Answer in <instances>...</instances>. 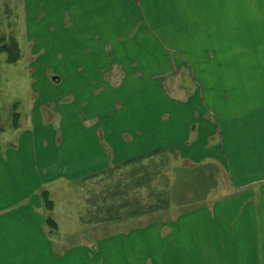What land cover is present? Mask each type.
<instances>
[{
  "label": "rangeland",
  "instance_id": "374dc122",
  "mask_svg": "<svg viewBox=\"0 0 264 264\" xmlns=\"http://www.w3.org/2000/svg\"><path fill=\"white\" fill-rule=\"evenodd\" d=\"M235 1H100L96 4L99 12L98 20L104 22L107 17L116 24L113 36L111 39L109 37L110 45L108 48H103L107 53L102 54H109L97 59L91 57L93 63H88V58L81 55V50L76 52L72 59L74 65L82 68L94 66L96 72L88 71L78 74L76 78L71 75L69 79L58 83L56 78L59 71L64 69L68 60L59 55L68 44L66 37L68 29L66 31L65 26L70 27L72 22L75 24L74 29L77 30L79 26L76 23L80 20L81 28L88 30L87 34L81 35V39H86L91 36L92 31L94 33V30L101 33L100 25L92 27L90 24L86 25L90 19H87L88 15L85 14L84 17L76 18L74 11L66 4L72 0H0V131L14 130L18 138L21 130L26 127L31 128L32 115H34V123L39 120V115H36V110L39 108L45 111L42 112L43 122L49 123L50 128L61 134L70 130L81 131L82 134L93 130L96 128L95 122L82 121L80 116L83 111L80 105L72 102L71 99L74 96L78 98V95L89 98L91 91L93 92L90 89L92 86L89 85L87 89L81 90L77 85L80 86L85 80L91 83L96 78L98 82L100 81L99 86L102 85L103 92H100L97 100L92 99L90 107L97 105L100 113L108 111L110 113L107 116L108 122L106 121L108 125L122 128V119L128 110L135 111L139 107L140 115L142 116L143 112L145 114V123L152 124L150 129L153 127V118L155 122H159L161 128L155 127L150 134L163 133L165 129L161 123H166L168 119L164 112L168 108L178 106L176 114L171 111L172 116L176 115L178 119L177 124L164 125L172 126L174 133L184 137L187 135L185 127L196 125V121L201 120L196 119L203 117L209 120V130L211 132L213 130L210 142H214L217 139L215 113L223 115V110L213 112V109L216 110L214 103L209 102L211 105L207 104L211 109L209 113L203 110L201 105L199 110L193 113V104L187 106L185 112V107L181 106L186 105L169 103H175L173 99L186 101V95H192L195 90L200 96L193 74L200 66L198 64L202 54L205 56L201 58L205 67V86H212L214 93L221 91L218 88L224 82L233 84L237 81L243 82L242 89L250 88V74L242 73L240 70L250 66V56L243 42L244 36L235 34ZM199 3L205 6L202 7L198 5ZM62 4L70 9L69 12L63 11ZM50 5L57 8L56 11L60 14L62 11V17L54 13L51 15ZM148 7L150 10L147 9ZM169 31L172 32L171 38ZM186 39L188 50L182 51L188 56L180 54V57H177L174 48L180 44L185 46ZM112 47L113 51H111ZM193 55L197 57L191 58ZM186 64L191 68L189 69ZM114 66L122 68L127 80L122 84L125 85L124 87L117 89L114 83V89L107 90L105 87L109 85L105 84V77L110 75L116 77L118 74L105 73L104 69ZM101 67L103 68L100 71ZM134 72L142 74L143 79L138 78L139 82L130 80ZM168 76H172V79H168ZM195 76L200 80L198 74ZM166 77L175 87L164 81ZM113 80L109 81L112 83ZM162 80L160 89L157 83ZM139 84L147 88L144 86V89H139ZM123 91L132 93L133 96L128 100L125 99L120 106L119 95ZM136 93L139 97L142 96V100L134 103ZM63 95L72 102L68 104L70 113H67L74 118L67 120L64 126L59 121V114L47 117V109L53 110L57 106L56 111H58L60 106L64 108L68 106H63L61 103L64 101ZM198 102L200 103V100ZM119 107L122 108L120 111ZM263 111V107L257 106L253 101H242L236 113L243 119L240 129L237 130L238 134L241 133L243 136V140L247 137L248 142H252L249 131L244 129L246 123L244 119H250V115H254L251 112ZM133 116L138 117L136 112L131 113L129 117ZM136 123L142 125L140 116ZM259 126L261 130L256 132L258 144L252 143L250 147L244 145L243 158H257V146H263L264 150V128L260 124ZM100 139L103 141L102 136ZM166 139L162 135V140ZM188 142H190L188 137H184L180 140V145H188ZM226 176L225 171L214 163L192 166L188 162L172 158L169 154L161 153L120 164L94 178L87 177L71 183L67 182L65 187H57L59 192L54 196L57 201L54 217L59 224L57 235L60 239L52 242L54 251H59L61 255L72 256L73 248L79 251V246L96 240L105 241L107 236L117 235L122 230H126L125 228L153 224L160 219L167 220V215L185 208L205 207L207 193L209 198H212L218 191L216 185L221 182L224 185ZM227 192H232L231 188L227 187L223 190V193ZM41 194L43 206L48 212L49 204H45L44 199H50V194L47 192ZM69 201L70 204H67ZM49 203H52L53 207V202ZM58 204L61 206L59 207ZM142 209L145 210L140 212ZM169 211L171 212L168 213ZM49 230L52 231L51 233L54 232L51 227ZM99 250L96 256L100 260V256L105 258L106 249ZM120 252L122 253L121 249Z\"/></svg>",
  "mask_w": 264,
  "mask_h": 264
},
{
  "label": "crops",
  "instance_id": "0c3cea01",
  "mask_svg": "<svg viewBox=\"0 0 264 264\" xmlns=\"http://www.w3.org/2000/svg\"><path fill=\"white\" fill-rule=\"evenodd\" d=\"M100 1L106 0L66 2L76 18L88 15L87 19L90 21L86 22V25H100L101 33L94 30L89 38L81 39V35L87 34L88 30L81 28L80 20L76 23L79 26L77 30L72 22L70 27L64 25L66 31L68 29V44L59 55L68 60L64 69L59 71L56 78L58 83L69 79L71 75L76 78L78 74L94 70L96 72L94 66L82 68L74 65L72 59L76 52L81 50V55L88 58V63L92 62L91 57L97 59L109 54H102L107 53L103 48L110 45L109 37L111 39L113 36L116 24L107 17L104 22L98 20L96 4ZM234 3L235 34L244 36L243 42L250 56V66L240 70L250 74V88L242 89L243 82H224L218 88L221 91L214 93L212 86H205V67L204 62H201V58L205 56L202 54L199 56L200 66L195 73L199 75L200 80L190 71L196 78L195 84L199 88L200 96L195 90L192 95H186V101L171 98L175 103H169L186 105L181 106L185 107V112L187 106L193 104V113L199 110L200 105L209 113V102L214 103L216 110L213 109V112L223 110V115L215 113L217 139L214 142H210L213 130H209V120L199 117L196 120H201L196 121V125L185 127L187 135L184 137L190 140L188 145H180V140L184 137L174 133L172 126L166 127L168 124H177L178 119L176 115L172 116L171 111L176 114L178 106L168 108L164 112L168 119L164 123L166 126L161 123L165 129L163 133L150 134L155 127L161 128L159 122H155L153 118V127L150 129L152 124L145 123V114L143 112L142 116L140 115L139 107L135 111L128 110L122 119V128L108 125L107 116L110 113H100L97 105L90 107L92 99L97 100L103 92V87L99 86L100 81L96 78L91 83L85 80L80 86L77 85L81 90L92 86L90 89L93 92L91 91L89 98H83L76 93L78 98L74 96L71 99L80 105L83 111L80 116L82 121L95 122L96 128L93 130L83 134L81 131L70 130L61 134L50 128L49 123L43 122V111L39 108L36 110V115H39L38 123H34L32 115L31 128L21 130L18 138L14 130L0 131V264H264L263 146H257V158L242 157L244 145L250 147L252 143L258 144L256 132L261 130L259 124L264 128V111L251 112L254 115H250L248 120L244 119V129L249 131L251 143L247 137L243 140L241 133L238 134L237 130L240 129L243 119L236 113L242 101H253L264 109V0H236ZM198 5L205 6L203 3ZM63 7L64 12H69L68 7ZM50 9L51 15L62 17V11L60 14L52 5ZM147 9L150 10V7ZM172 32L175 34V31ZM172 32L169 31V38ZM176 37L178 38V33ZM174 49L177 57H180V54L188 56L182 51L188 50L187 39L185 46L180 44ZM193 57L197 56L193 55L191 58ZM186 66L191 68L189 64ZM104 72L118 74L116 77H105V84L109 85L105 89L113 90L114 83L117 89L125 86L122 84L127 80V76L120 66L105 68ZM138 78L143 79L142 74L134 72L130 80L139 82ZM110 79H114L112 83ZM168 79H172V76H168ZM164 81L175 87L167 77ZM162 83L163 80L157 83L160 89ZM144 86L139 84L138 88L144 89ZM74 88L76 91V87ZM125 92L119 95L120 106L125 99L133 96L132 93ZM196 95L198 96L195 97ZM135 96L134 103L142 100V96L139 97L137 93ZM63 99V106L72 104L65 95ZM55 107L53 110L47 109V117L59 114L62 126L67 120H74L68 114L69 105L66 108L60 106L58 111L57 106ZM121 109L119 107L118 110ZM133 112L137 113V118L129 117ZM139 116L142 125L136 123ZM162 135L167 139L162 140ZM155 153L169 154L172 158L188 162L192 166L214 163L225 171L227 180L224 185L223 182L216 185L218 191L212 198H209L207 193L205 207L185 208L167 215V220L160 219L153 224L125 228L126 230L117 235L107 236L105 241L96 240L84 244L79 246V251L73 248L72 256L54 251L52 242L60 240L57 235L59 224L54 217L57 206L54 196L59 192L57 187L63 188L67 182L87 177L94 178L112 167ZM227 187L231 188L232 192L223 193ZM43 191L50 194V200L53 202V207L48 212L42 202ZM66 207L65 205V209ZM47 217H52L56 223L53 233L47 225ZM115 235L120 239H116ZM99 249H106L105 258L100 256V260L96 256Z\"/></svg>",
  "mask_w": 264,
  "mask_h": 264
},
{
  "label": "trees",
  "instance_id": "16d2710c",
  "mask_svg": "<svg viewBox=\"0 0 264 264\" xmlns=\"http://www.w3.org/2000/svg\"><path fill=\"white\" fill-rule=\"evenodd\" d=\"M156 154V153H155ZM107 171V170H106ZM103 173H105V171L104 172H102V173H100L99 175H101V174H103ZM98 175V176H99ZM43 192H45V191H43ZM45 200V204H49L48 205V207H47V209H51L52 208V203H49V202H52L50 199H44ZM145 209H142L140 212H142V211H144ZM132 216H134V214L132 215ZM46 222H47V225L49 226V227H51V228H53V230L55 229V227H56V225H55V222L52 220V219H50L49 217H47L46 218Z\"/></svg>",
  "mask_w": 264,
  "mask_h": 264
}]
</instances>
